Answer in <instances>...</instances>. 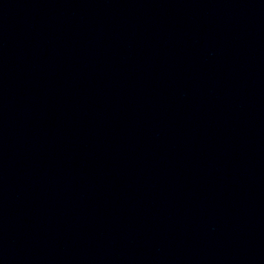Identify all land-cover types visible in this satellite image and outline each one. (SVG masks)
Returning a JSON list of instances; mask_svg holds the SVG:
<instances>
[{
	"label": "water",
	"instance_id": "1",
	"mask_svg": "<svg viewBox=\"0 0 264 264\" xmlns=\"http://www.w3.org/2000/svg\"><path fill=\"white\" fill-rule=\"evenodd\" d=\"M0 264H264V0H0Z\"/></svg>",
	"mask_w": 264,
	"mask_h": 264
}]
</instances>
